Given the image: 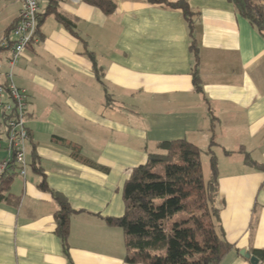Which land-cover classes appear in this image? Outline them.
<instances>
[{
    "label": "crops",
    "instance_id": "0c3cea01",
    "mask_svg": "<svg viewBox=\"0 0 264 264\" xmlns=\"http://www.w3.org/2000/svg\"><path fill=\"white\" fill-rule=\"evenodd\" d=\"M47 1L38 0L44 11ZM4 2L2 37L20 7V0ZM114 2L106 16L82 0H52L75 34L44 16L14 68L30 141L25 173L11 176L9 201L0 202V264H127L122 230L103 218L123 215L122 187L131 170L160 152L159 142L178 139L206 155L208 169L210 144L216 157V232L232 246L219 264H251L239 252L264 251V167L247 166L243 152L264 166V37L228 0H185L196 61L179 9ZM7 55L0 51V60ZM195 69L202 93L192 82ZM72 148L101 169L74 158ZM33 149L47 191L31 168ZM7 160L0 112V174ZM51 193L76 212L69 219V260L55 235L59 206Z\"/></svg>",
    "mask_w": 264,
    "mask_h": 264
},
{
    "label": "trees",
    "instance_id": "16d2710c",
    "mask_svg": "<svg viewBox=\"0 0 264 264\" xmlns=\"http://www.w3.org/2000/svg\"><path fill=\"white\" fill-rule=\"evenodd\" d=\"M147 4H163L179 9L186 22L192 42L190 52L197 61V42L194 37L192 13L185 0L169 2L168 0H141ZM238 15L246 19L257 32L264 37V0H228ZM47 1L45 11L37 15V31L44 16L52 14L70 33L74 24L51 6ZM82 2L97 8L104 15L114 13V0H82ZM16 20V19H15ZM8 26L4 32L8 40L15 24ZM92 63L96 78L101 80L92 53H86ZM192 82L197 93H202L197 69L192 72ZM28 131V130H27ZM30 141V136L28 133ZM62 142L61 139H58ZM28 141V142H29ZM213 144V142H211ZM211 144L206 154L209 156V176L204 182L201 166V151L186 141L178 139L162 141L157 144L158 153H149L146 162L133 168L122 187L124 212L120 217H105L107 226L120 228L124 236L125 256L127 264H219L232 250V246L216 232L212 219L219 220V209L215 207L218 194V168L216 157L211 150ZM73 149V156L82 163L97 169L98 165L82 158ZM229 154L230 152H225ZM244 163L252 168L262 170L264 166L254 162L244 153ZM31 168L40 173L42 179L39 189L47 191L43 174L38 168V158L32 150ZM20 166L11 157L5 163L0 174V202L9 201L8 188L11 176L19 172ZM59 206L54 215L56 224L55 235L61 242L64 256L68 257L67 238L69 219L74 213L66 199L51 193ZM186 218L175 220L179 214ZM252 253L264 259V251L252 250Z\"/></svg>",
    "mask_w": 264,
    "mask_h": 264
},
{
    "label": "built area",
    "instance_id": "2783aa9c",
    "mask_svg": "<svg viewBox=\"0 0 264 264\" xmlns=\"http://www.w3.org/2000/svg\"><path fill=\"white\" fill-rule=\"evenodd\" d=\"M38 13V0H20L9 43L5 38L0 40V51L8 52L7 57L0 60V112L4 120L8 160L11 157L15 160L20 166L19 174L22 176L27 168L25 153L29 141L25 126L27 103L24 92L14 84L13 71L25 49L35 39ZM4 167L5 164L2 169Z\"/></svg>",
    "mask_w": 264,
    "mask_h": 264
},
{
    "label": "rangeland",
    "instance_id": "374dc122",
    "mask_svg": "<svg viewBox=\"0 0 264 264\" xmlns=\"http://www.w3.org/2000/svg\"><path fill=\"white\" fill-rule=\"evenodd\" d=\"M6 2H4V0H0V10L3 9L4 5H5ZM39 10L40 12L42 13L44 11V5L40 3V7H39ZM7 11L8 10H5L3 11L1 14H0V39H1V34H2V27H3V20L5 19V15L7 14ZM200 161L203 165L202 167V170H203V178H204V182L207 181L208 179V176H209V169H208V160H207V156L202 154L201 157H200ZM186 214H179L176 216L175 220H179V219H183V218H186ZM212 222L213 224L215 225L216 227V221L214 219H212Z\"/></svg>",
    "mask_w": 264,
    "mask_h": 264
},
{
    "label": "water",
    "instance_id": "95a60500",
    "mask_svg": "<svg viewBox=\"0 0 264 264\" xmlns=\"http://www.w3.org/2000/svg\"><path fill=\"white\" fill-rule=\"evenodd\" d=\"M239 253H240V255H241L243 258L249 260V262H250L251 264H257V263H258V258H257L256 256L251 255L250 253L245 252L244 250H241Z\"/></svg>",
    "mask_w": 264,
    "mask_h": 264
}]
</instances>
